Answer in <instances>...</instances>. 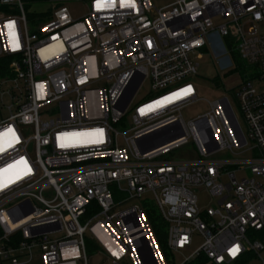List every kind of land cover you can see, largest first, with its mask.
<instances>
[{
	"label": "built area",
	"instance_id": "built-area-1",
	"mask_svg": "<svg viewBox=\"0 0 264 264\" xmlns=\"http://www.w3.org/2000/svg\"><path fill=\"white\" fill-rule=\"evenodd\" d=\"M78 1L82 17L54 5L31 32L23 0H0V57H12L0 133H14L0 151V264H169L144 207L116 211L144 196L167 223L172 252L202 239L182 264H264V0ZM232 50L250 68L235 88L246 134L227 97L186 124L198 59L227 65ZM144 83L151 97L135 103ZM97 130L103 143L90 142ZM190 138L197 160H161ZM155 139L168 140L143 152ZM226 149L227 158H208ZM239 170L253 177L237 179ZM197 187L213 206L200 208Z\"/></svg>",
	"mask_w": 264,
	"mask_h": 264
},
{
	"label": "rangeland",
	"instance_id": "rangeland-1",
	"mask_svg": "<svg viewBox=\"0 0 264 264\" xmlns=\"http://www.w3.org/2000/svg\"><path fill=\"white\" fill-rule=\"evenodd\" d=\"M171 0H152V3L157 7L161 8ZM25 11L27 13L28 19V29L31 32H34L38 25L44 23L47 15L54 11L53 6L56 5L57 8L67 7L72 15L75 18L82 17L86 11V5L78 0H23ZM16 13H20L17 7H14ZM221 20H216L217 23H220ZM199 68L197 76L192 78V82L197 91V100L187 105L182 111V117L184 122L188 124L191 120L198 118L199 116H203L207 114L211 109V103L222 98L227 97L236 116L238 122L246 134L247 126L244 116L242 115L239 104L236 98L237 86L239 85L241 78H246V74L249 71V67L246 73L243 75L239 71L238 67H236L235 61L232 59L231 62L225 65V62L219 63V61L209 56L208 54H204L201 59H198ZM217 79V82L215 81ZM255 86L260 87L256 81L253 82ZM236 88V89H235ZM8 89L6 87H0V122L7 118L10 115L8 110V106L11 104L9 100V96L7 94ZM4 92V93H3ZM151 97L150 94V86L148 83H144L135 97V103L144 101ZM51 115L48 113H44L42 115V120L49 119ZM30 129V134L33 133V128ZM231 155L229 150H222L219 153L211 155L208 158L211 159H223L227 158ZM199 154L197 152L196 145L192 138L187 145L180 147L171 153H168L164 157H162V161H194L199 158ZM237 179H242L244 177H253V174L250 170L245 171H237L236 172ZM122 186L125 188L126 184L123 182ZM196 196L198 198V203L200 208L205 209L213 206L215 204V200L213 199L207 190L203 187H197L194 189ZM115 199L118 203L123 201L124 196L122 194H116ZM135 204H141L145 209V205H154L157 209L156 212L160 214V210L156 206V204L151 200L149 196H144L140 200H130L126 203L119 205L116 211L128 209L133 207ZM161 215V214H160ZM155 233V231H154ZM156 237L160 244V247L165 255L166 260L169 264H182L186 257L190 256L195 252L197 247L201 244L202 239L198 236H195L193 245L190 248H187L183 252H172L171 249L167 245V229L165 230V237L162 235H158ZM89 264H111L109 260L101 256H90Z\"/></svg>",
	"mask_w": 264,
	"mask_h": 264
},
{
	"label": "trees",
	"instance_id": "trees-1",
	"mask_svg": "<svg viewBox=\"0 0 264 264\" xmlns=\"http://www.w3.org/2000/svg\"><path fill=\"white\" fill-rule=\"evenodd\" d=\"M39 1V0H35ZM5 12H8L9 9L6 6L1 7ZM232 58L236 63V67H238L241 74H245L248 65L241 59L238 52L236 50H232ZM12 61V57L9 55H3L0 57V80L4 77L11 76L10 63ZM217 82V79L215 80ZM146 216L149 223L152 226L153 231L158 235H162L165 237V230L167 229V223L162 219L161 215L156 212V207L154 205H145ZM2 235V229L0 227V236ZM209 260L206 256L196 257L185 264H207Z\"/></svg>",
	"mask_w": 264,
	"mask_h": 264
},
{
	"label": "snow or ice",
	"instance_id": "snow-or-ice-1",
	"mask_svg": "<svg viewBox=\"0 0 264 264\" xmlns=\"http://www.w3.org/2000/svg\"><path fill=\"white\" fill-rule=\"evenodd\" d=\"M111 3L114 4L115 3V0H111ZM121 7H132L134 8L135 7V2L134 0H121ZM11 26V25H10ZM192 91L191 87L189 88H186L183 90L182 93H177L175 95V99H180L182 95L186 96L188 94H190ZM172 98L170 97L169 98V102H171ZM143 109L141 110V113L143 114ZM9 134H12L14 135L13 131L11 128H9L8 130H6L5 133H0V151H3L4 150V142H3V138L8 136ZM89 135H92L94 137H96L95 139L91 140L90 142L91 143H103V130H97L95 133H91ZM63 139V138H61ZM8 146H11V144H9ZM61 147H65L66 145L61 143L60 145ZM6 185H3V184H0V187H4ZM238 251V246L236 247H233L230 252L232 255H235L236 252Z\"/></svg>",
	"mask_w": 264,
	"mask_h": 264
},
{
	"label": "water",
	"instance_id": "water-1",
	"mask_svg": "<svg viewBox=\"0 0 264 264\" xmlns=\"http://www.w3.org/2000/svg\"><path fill=\"white\" fill-rule=\"evenodd\" d=\"M158 133H153L145 138H154L155 136H157ZM143 139H141L142 141ZM168 139H155L154 142L152 143V146H150V148L148 149H143L142 151L145 152L147 150H150V149H153V148H156L160 145H162L163 143L167 142ZM29 212H31V208H28V210H26V212L24 213L25 215L28 214Z\"/></svg>",
	"mask_w": 264,
	"mask_h": 264
},
{
	"label": "crops",
	"instance_id": "crops-1",
	"mask_svg": "<svg viewBox=\"0 0 264 264\" xmlns=\"http://www.w3.org/2000/svg\"><path fill=\"white\" fill-rule=\"evenodd\" d=\"M207 264H211V263H207Z\"/></svg>",
	"mask_w": 264,
	"mask_h": 264
}]
</instances>
